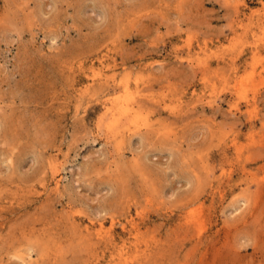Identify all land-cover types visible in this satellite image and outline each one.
I'll use <instances>...</instances> for the list:
<instances>
[{"label": "rangeland", "instance_id": "obj_1", "mask_svg": "<svg viewBox=\"0 0 264 264\" xmlns=\"http://www.w3.org/2000/svg\"><path fill=\"white\" fill-rule=\"evenodd\" d=\"M0 264H264V0H0Z\"/></svg>", "mask_w": 264, "mask_h": 264}, {"label": "bare ground", "instance_id": "obj_2", "mask_svg": "<svg viewBox=\"0 0 264 264\" xmlns=\"http://www.w3.org/2000/svg\"><path fill=\"white\" fill-rule=\"evenodd\" d=\"M98 12V11H97ZM128 94V93H127ZM126 100V99H125ZM127 106H128V104H127ZM127 108V107H126ZM120 116H122V115H120ZM124 118V117H123ZM118 120V119H117ZM115 121V120H114ZM115 125V124H114ZM140 128V127H139ZM111 129V128H110ZM137 130V129H136Z\"/></svg>", "mask_w": 264, "mask_h": 264}]
</instances>
